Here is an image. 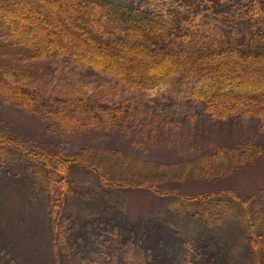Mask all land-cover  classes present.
<instances>
[{
    "label": "trees",
    "instance_id": "1",
    "mask_svg": "<svg viewBox=\"0 0 264 264\" xmlns=\"http://www.w3.org/2000/svg\"><path fill=\"white\" fill-rule=\"evenodd\" d=\"M96 20L117 23L121 38L97 34ZM89 71L97 80L95 94L86 98ZM0 92L24 106L59 108L66 116L99 106L98 118L116 123L123 115L121 126L149 115L144 136L152 138L157 115L150 109L125 114L124 97L133 96L128 105L133 109L136 100L176 93L204 104L213 119L257 117L264 129V0H0ZM0 149L23 154L32 181L47 185L54 230L68 201L96 198L79 193L76 169L96 177L95 202H105L102 212L112 215L85 223L68 216L79 224L70 237L76 248L83 246L81 239L96 246L106 264H229L211 239L174 232L161 222L141 227L118 217L113 193L127 189L175 196L188 209L197 207L192 216L203 222L202 217L231 219L242 229L253 263L264 264V184L247 197L232 188L207 194L179 189L188 180L230 177L264 155V145L218 147L173 163L98 146L65 156L0 124Z\"/></svg>",
    "mask_w": 264,
    "mask_h": 264
},
{
    "label": "rangeland",
    "instance_id": "2",
    "mask_svg": "<svg viewBox=\"0 0 264 264\" xmlns=\"http://www.w3.org/2000/svg\"><path fill=\"white\" fill-rule=\"evenodd\" d=\"M96 21L99 25L97 34L106 33L110 40L121 38L114 28L118 27L117 23L111 26L108 20L106 23ZM87 76V88L82 91L86 98L95 94L94 83L97 80L93 71H89ZM132 97H124V113L152 110L158 121L157 134L153 138L151 134L144 136L150 130V127L144 126V123L150 122L149 115H140L136 121L121 126L123 115L116 123L98 118L99 106L90 105L82 115L77 114L79 110H74L67 112L66 116L59 108L24 106L2 92L0 124L27 142L65 156H72L84 147L98 146L121 149L137 158L173 163L192 160L199 152L218 147L241 146L247 142L264 145V129L257 117L233 115L227 119H213L204 104L176 93H156L143 98V102L136 100L131 109L128 105ZM91 107L93 112L89 113ZM92 113L97 117L92 118ZM24 161L23 154L0 149V264H106V258L96 246L81 239L78 242L83 246L76 248L75 240L70 237L74 230L79 229L78 223H85L98 214L103 217L109 214L108 211L102 212L105 202H95L100 197L96 177L91 172L76 169L73 179L79 193L87 199L89 194H94L96 198L92 201H68L57 230H54L48 187L45 183L42 186L37 178L32 181V174ZM263 184L264 155L223 180H188L179 184V189L184 194H207L221 188H232L247 197ZM113 194L115 200L112 206L116 215L123 217L125 222L141 227L149 221L161 222L173 228L174 232L213 240L214 250L229 264H254L242 229L231 219L220 218L219 221L212 216L202 217L204 222L198 220L192 216L198 208L188 209L187 204L183 206L175 196L160 197L139 189ZM213 205L206 203L204 206Z\"/></svg>",
    "mask_w": 264,
    "mask_h": 264
}]
</instances>
